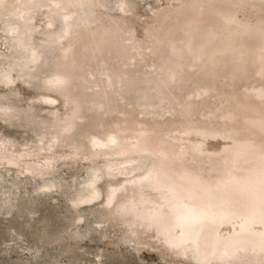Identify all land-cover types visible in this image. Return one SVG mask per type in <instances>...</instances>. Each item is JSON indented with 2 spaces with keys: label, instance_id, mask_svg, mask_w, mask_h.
Listing matches in <instances>:
<instances>
[{
  "label": "bare ground",
  "instance_id": "bare-ground-1",
  "mask_svg": "<svg viewBox=\"0 0 264 264\" xmlns=\"http://www.w3.org/2000/svg\"><path fill=\"white\" fill-rule=\"evenodd\" d=\"M179 1L169 11L160 10L157 13L159 23L146 31L147 38L152 41L150 52L154 57L153 62L160 63L156 68L157 73L163 75L153 87L158 99L154 104L147 102L150 95L147 91L140 90V81L135 74L108 65L110 55L116 58L123 56V51L117 47L120 33L127 31L132 35V29L122 26L125 21L121 18H113L110 24H106L100 12L107 7V3L98 0H50L44 4L48 11L42 30H45L43 40L47 42L39 45L32 43L35 28L31 21L33 12L43 5V1L0 0V29L6 31L7 35L4 36L9 38L7 48L11 57L4 62L6 67L0 73V84L8 86L11 83L12 75L9 70L15 66L16 75L22 81L30 83L35 79V85H38L39 76L49 67L47 70L50 74L45 77V83L56 85V93L74 104L73 111L84 108L94 119H98V109L105 108L102 102L109 94L117 100L124 99L128 93H137L139 100L146 101L139 104L143 106L139 113L147 118L136 122L131 116L132 111H119L125 117L121 120L114 118V130L108 131L100 126L98 133L88 136L93 150H103L108 154L118 152L124 138L122 132L133 121L141 126L140 135L149 133L150 130L146 127L150 124L155 128L158 120L154 115L160 114L147 108L158 109L162 102L170 104V100L180 95L170 97L167 94L169 85L173 83L182 92L185 89L183 82L194 74V83H203V86H197L195 96L211 92L223 97H220L219 104L209 113L231 123L241 119L249 130L248 133L237 135L210 127L171 136L177 142L176 150L171 155L180 164L181 172L178 175L177 172L168 173L165 170L155 173L149 183L133 187L136 199H129L127 203L121 202L116 206L123 214L126 230L134 233L133 226L136 222L138 228H153L167 252L174 256L188 258L196 264H264V52L251 54L253 40L264 42V15L258 14L252 25L244 23L245 26L240 29L243 33L240 37L235 36L237 30L234 29L224 38L217 39V33L224 30L233 18L232 5L227 1L222 6L215 5L216 0ZM117 6L125 11L124 0L119 1ZM69 7H76L78 10L75 18L71 15L74 10ZM221 12H224L222 14L225 17L222 20L217 16ZM90 17L94 26L89 25ZM54 21H58L57 28H52ZM180 32L184 33L183 37H178ZM111 40H115L112 45L109 44ZM60 43L62 46L58 50ZM52 58L55 60L50 63ZM95 64L102 65L101 69L105 71L104 88L84 93V82L93 80L96 75ZM251 66L254 67L256 79L245 84L241 99L229 103L228 100L238 94L233 89L235 84L241 76L246 77ZM227 76L230 89L217 88V78ZM67 81L70 83L65 85ZM189 95H184V103L178 101L181 115L186 120L189 114H193L195 106V103L186 99ZM40 99L45 106H53L55 102L54 97L49 95H43ZM78 99L84 105H80ZM200 103L204 104V100ZM256 103L261 104V108ZM5 110L4 115L7 114ZM1 118L4 119L3 116ZM118 121H123L124 124L120 125L121 122L118 124ZM93 126L96 127V124ZM72 129V121L64 122L51 135L48 146L42 145L35 149L34 155H44V159L48 161L47 166L37 167L39 169L35 172L36 168L26 165L21 170L27 173L23 177L36 175L39 178H58L56 175L47 176L52 174L48 167L52 149L56 145L54 140L58 132L69 137ZM191 134L195 138L189 137ZM215 138L223 139L224 144L220 149L210 151L207 140ZM151 139L150 141H155V138ZM138 141L139 137L135 135L128 140L131 145ZM11 150L13 149L8 146L7 140H0V168L9 169L3 164L18 166L17 158L26 153L14 149L12 155L15 157L10 156L3 161V154ZM197 156L206 158L203 161L205 165L197 168L200 176H191L188 165L196 162ZM146 164L147 160L138 157L115 165L90 164L86 170L87 179L80 183L83 190L69 198L71 211L78 207H91L100 201L109 204L114 199L118 187H111L106 198L101 200V174L135 180ZM181 180L187 181L188 187L184 188L180 184ZM41 186L40 191H36L37 194L60 191V187L54 183L48 182ZM5 193L0 178V205L5 199ZM97 214L104 221L110 217L107 207ZM76 219L80 217H75L74 221Z\"/></svg>",
  "mask_w": 264,
  "mask_h": 264
},
{
  "label": "rangeland",
  "instance_id": "rangeland-1",
  "mask_svg": "<svg viewBox=\"0 0 264 264\" xmlns=\"http://www.w3.org/2000/svg\"><path fill=\"white\" fill-rule=\"evenodd\" d=\"M42 1L43 5L33 12L31 21L35 28L31 37L34 45L47 42L43 40L45 30H42V27L47 21L46 12L48 11L44 4L49 3L50 0ZM98 1L107 3V7L100 12L106 24H110L113 18H121L125 21L122 26L132 29V35L127 31L120 33L117 47L123 51V56L116 58L110 55L111 57L107 59L108 65L111 68H123L131 74H135L140 81V90H145L144 92L147 91L146 93L150 95L147 102L156 103L158 99L153 87L158 84L159 78L163 75L157 73L156 68L160 63L159 61L153 62L154 57L150 52L152 41L147 38L146 31L147 28L157 26L159 23L157 13L160 10L169 11L180 1L124 0L125 11L117 6L121 0ZM226 1L232 5L234 15L229 20L228 26L217 33V39L224 38L234 29L237 30L235 36L240 37L243 34L240 31L243 26L254 24L258 14L259 16L264 15V0L257 2L216 0L215 5L222 6ZM69 9L74 10L71 15L75 18L78 15V10L76 7H69ZM222 13L224 14L221 12L217 15L221 20L225 18ZM0 17L2 18V16ZM244 23L245 25H243ZM57 25L58 21H54L52 28H57ZM89 25L94 26L92 17H90ZM262 27L264 28V24ZM4 35H7L6 31L0 29V73L5 71V60L11 58L10 50L7 48L10 41ZM183 35L184 33L180 32L178 37H183ZM114 41L111 40L109 44L112 45ZM260 41L253 40L251 42L254 44L251 54L252 52H264V42ZM61 46L62 43L58 44V50ZM141 58L143 59L141 60ZM54 60L52 58L50 63ZM94 67L96 75L93 80L84 82L82 90L84 93L104 88L105 71L101 69L102 65L95 64ZM14 68L15 66H12L9 70L12 75L11 83L8 86L0 84V140L5 139L11 149L26 153L17 158L19 167L3 164L9 169L0 168V178L6 192L3 196L5 199L0 205V264H196L188 258L174 256L167 252L153 228L144 226L138 228L136 222L133 226L134 233L126 230L123 214L116 205L121 202L127 203L129 199H136V190L133 187L138 184L142 187L143 183H149L155 173L165 170L168 173L177 172L176 175H178L181 172L180 164L171 155L177 147V142L172 140L171 136L191 133L196 128L210 127L237 135L248 133L249 130L241 119L231 123L213 117L209 113L219 104V99L222 96L213 95L211 92L208 95L195 96L194 92L197 86H203V83L195 84L194 74L183 82L185 89L182 92L171 83L167 94L170 97L177 94L180 95L179 98H173L170 100V104L162 102L158 109L147 108V110L157 111L160 114V116L154 115L158 120V125L155 128H152L151 124L148 125L146 128H149V133L140 135L139 127L141 126L136 122L147 118V116L139 113L143 107L139 104L146 101L139 100L137 93H128L124 99L117 100L115 96L109 94L108 98L102 102L105 107L104 111L98 109V119H94L84 108L73 111L72 101L57 94L56 85L45 83V77L50 74L47 70L49 67H46L44 73L39 76L38 85H35V79L30 83L22 81L16 75L17 71ZM186 71L189 70L186 69ZM255 77L254 67L251 66L246 77L241 76L233 88L238 94L228 102L234 103L241 99V94L245 92V84L251 83L256 79ZM215 82L217 88L230 89L227 85L229 83L228 76L219 77ZM69 83L67 81L65 85ZM100 83L101 85H99ZM188 94L190 95L186 99L195 103V106L193 114H189L186 120L181 115V105L178 104V101L184 103V95ZM43 95L54 97L53 106H45L41 103L40 97ZM201 100H204V104L200 103ZM78 103L84 105L81 99H78ZM256 105L261 108V104L256 103ZM4 109L7 110L5 115ZM119 111H132L131 116L136 122L133 121L131 126L123 130L124 138L118 152L106 154L103 150H93L88 136L98 133L103 126L108 131L114 130V120H121L125 117ZM2 116L4 119L1 118ZM66 121H72L73 129L69 137H64L61 132H58L54 140V145H56L52 149V158L49 160L51 163L48 167L52 174L47 176L56 175L58 178H39L36 175L23 177L27 173L21 172V170L26 165L36 168L35 172L41 167L46 168L48 161L44 159V155L35 156L34 151L39 146H48L51 135ZM120 122V125L124 124L123 121H118V124ZM52 124L57 126H50ZM93 124H96V127ZM134 135L139 137V141L137 144L131 145L128 140ZM189 137L195 138L193 134ZM151 138H155V141H150ZM223 144L224 140L221 138L207 140V147L210 151L220 149ZM13 150L3 154L5 158L2 160L5 161L10 156L14 158ZM134 157L148 161L138 179L130 178L132 179L130 180L123 179L119 175L108 177L104 173L101 174L99 182L101 200L106 198L111 187H118L114 199L109 204L100 201L91 207H78L77 210L71 211L69 198L82 189L80 183L87 179V166L90 164L102 166L105 163L115 165ZM196 160L188 165L191 176H200L197 168H202L205 165L203 161L206 158L197 156ZM48 182L59 186L60 191L46 195L37 194L36 191H40L41 185ZM180 184L186 188L189 183L181 180ZM142 196L144 197V195ZM106 207L110 217L108 216V219L104 221L97 212ZM73 217H80V219L74 221Z\"/></svg>",
  "mask_w": 264,
  "mask_h": 264
}]
</instances>
